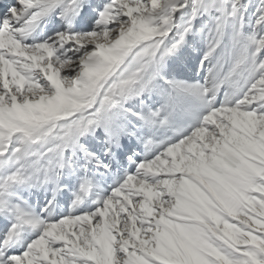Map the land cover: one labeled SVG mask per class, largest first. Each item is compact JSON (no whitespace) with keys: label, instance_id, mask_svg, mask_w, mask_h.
Wrapping results in <instances>:
<instances>
[{"label":"snow or ice","instance_id":"6c2138e0","mask_svg":"<svg viewBox=\"0 0 264 264\" xmlns=\"http://www.w3.org/2000/svg\"><path fill=\"white\" fill-rule=\"evenodd\" d=\"M0 264H264V0H0Z\"/></svg>","mask_w":264,"mask_h":264}]
</instances>
